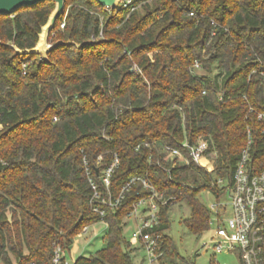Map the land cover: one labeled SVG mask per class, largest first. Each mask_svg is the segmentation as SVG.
I'll return each instance as SVG.
<instances>
[{
  "label": "trees",
  "instance_id": "16d2710c",
  "mask_svg": "<svg viewBox=\"0 0 264 264\" xmlns=\"http://www.w3.org/2000/svg\"><path fill=\"white\" fill-rule=\"evenodd\" d=\"M133 6L110 10L95 0H65L56 39L78 45H58L48 60L16 55L11 45L35 46L53 1L0 14V264H51L56 244L68 251L84 226L99 221L106 223L104 246L73 264H136L123 227L151 192L135 182L101 218L90 209L84 159L102 187L97 158L105 167L117 153L114 196L141 176L167 200L156 227L164 238L162 264L171 246L164 233L171 204L189 207L187 231H207L210 213L199 194L222 197L216 181L231 183L248 130L252 168H264V0ZM199 137L216 153L213 171L191 158L165 157V145L188 156L181 143Z\"/></svg>",
  "mask_w": 264,
  "mask_h": 264
},
{
  "label": "built area",
  "instance_id": "2783aa9c",
  "mask_svg": "<svg viewBox=\"0 0 264 264\" xmlns=\"http://www.w3.org/2000/svg\"><path fill=\"white\" fill-rule=\"evenodd\" d=\"M136 1L120 0L117 7L134 9L133 4ZM139 1L151 2L152 0ZM188 14L193 16L195 11L190 9ZM63 26L64 21L60 23V27L63 28ZM194 66L199 67V63L195 62ZM133 68L138 69L136 65ZM189 143L187 140L181 143L182 147L188 149V156H185L179 148L165 145V157L177 158L185 162L191 158L207 171H213L216 153L207 152L208 140L199 137L195 143ZM250 144L248 130V143L241 152L232 173L231 183L228 184L222 178L216 181L217 186L225 189L222 197L216 198V202L210 205L207 228L209 237L207 242L202 244L203 254L209 249L213 252L210 264H220L216 260V254L233 257L234 264H264V168L257 172L253 170ZM119 163L120 158L117 153L112 155L110 163L105 167H100V157L97 158L96 170L99 173L102 186L100 187L93 179L91 169L84 159L85 173L92 190L89 199L90 209L103 218L106 207L117 208L124 199L125 192L135 182H140L143 188L150 190L151 194L148 198L139 199L126 215V218L133 217L135 220L136 228L131 234V240L139 242L144 248L148 264H162V256L165 252L164 238L162 232L156 230V227L159 224L160 204H164L167 200L154 190L146 178L141 176L130 178L114 196L110 189L111 176ZM88 229L89 226H84L77 235L87 233ZM66 254L67 250L56 244L53 248L51 264H70Z\"/></svg>",
  "mask_w": 264,
  "mask_h": 264
},
{
  "label": "rangeland",
  "instance_id": "374dc122",
  "mask_svg": "<svg viewBox=\"0 0 264 264\" xmlns=\"http://www.w3.org/2000/svg\"><path fill=\"white\" fill-rule=\"evenodd\" d=\"M54 8V7H53ZM56 25V24H55ZM55 26L50 31L48 42L53 44L56 39L58 29H62L60 26L56 30ZM102 38V34L99 37L93 39ZM64 41V40H63ZM65 42V41H64ZM28 54H20L19 56H24ZM48 59V54H47ZM25 64V61H23ZM197 73H204V71L197 67L195 68ZM216 196L207 190H203L199 194V199L202 204L210 211V205L216 202ZM171 210L169 212V228L165 230L171 241V246L167 252L166 260L168 264H181L182 259H187L188 262L192 264H210L212 261V250L209 249L206 253H202V244L207 242L209 237V232L205 231L200 235H195L187 231L183 226L182 220L189 217V207L186 203H173L171 204ZM125 225L123 227L124 236L127 241L132 243L133 248V261L136 264H148L146 259V253L143 247H141L139 242L131 240V234L135 230V220L133 217L125 219ZM106 236V223L104 221H99L89 225L88 232L82 235H76L73 238V242L69 247L66 254V259L70 264L79 256H89L91 254L99 251L105 244ZM174 257L170 255H174ZM216 260L220 264H234V258L226 256L224 254H216Z\"/></svg>",
  "mask_w": 264,
  "mask_h": 264
},
{
  "label": "water",
  "instance_id": "95a60500",
  "mask_svg": "<svg viewBox=\"0 0 264 264\" xmlns=\"http://www.w3.org/2000/svg\"><path fill=\"white\" fill-rule=\"evenodd\" d=\"M46 0H0V14H11L14 11L22 7L35 5ZM54 2V8L49 14L46 22L41 26L40 32L38 33V39L33 48L20 49L15 45H11L16 55L20 54H38L47 59L48 52L54 47L61 44H76L74 41H63L57 40L53 44L48 42L50 31L54 28L57 18L61 15L64 10L65 0H51ZM100 6L108 8L110 10L117 7L120 0H95ZM78 45V44H76ZM190 144V143H189Z\"/></svg>",
  "mask_w": 264,
  "mask_h": 264
}]
</instances>
